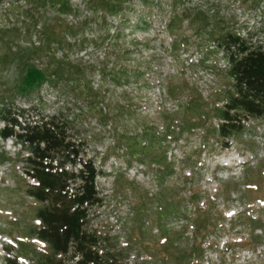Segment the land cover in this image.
I'll use <instances>...</instances> for the list:
<instances>
[{"label":"rangeland","instance_id":"1","mask_svg":"<svg viewBox=\"0 0 264 264\" xmlns=\"http://www.w3.org/2000/svg\"><path fill=\"white\" fill-rule=\"evenodd\" d=\"M234 32L264 44V0H0V108L69 120L98 170L88 230L122 264H264V121L217 135L233 81L212 42ZM18 150L0 138V264L48 251Z\"/></svg>","mask_w":264,"mask_h":264},{"label":"trees","instance_id":"2","mask_svg":"<svg viewBox=\"0 0 264 264\" xmlns=\"http://www.w3.org/2000/svg\"><path fill=\"white\" fill-rule=\"evenodd\" d=\"M212 43L233 81L217 130L227 139L243 129L245 119L264 121V44H253L236 32L222 34ZM45 75L28 71L24 96L47 81ZM0 120L4 123L0 138L19 148L17 163L24 168L23 176H17L15 164L14 182H24V195L41 205L32 235L48 251L34 264H122L115 254L102 250L97 235L88 230L90 211L102 200L96 186L98 170L93 159H84V146L72 134L69 120L56 115L30 118L24 110L14 113L6 106L0 108ZM2 153L10 161L8 153ZM5 264L20 263L8 256Z\"/></svg>","mask_w":264,"mask_h":264},{"label":"bare ground","instance_id":"3","mask_svg":"<svg viewBox=\"0 0 264 264\" xmlns=\"http://www.w3.org/2000/svg\"><path fill=\"white\" fill-rule=\"evenodd\" d=\"M236 164V163H235ZM238 164V163H237Z\"/></svg>","mask_w":264,"mask_h":264}]
</instances>
